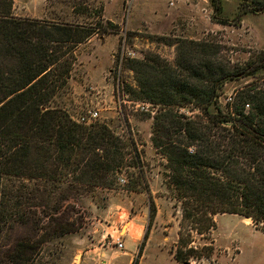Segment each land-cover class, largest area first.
Instances as JSON below:
<instances>
[{"label": "trees", "instance_id": "obj_1", "mask_svg": "<svg viewBox=\"0 0 264 264\" xmlns=\"http://www.w3.org/2000/svg\"><path fill=\"white\" fill-rule=\"evenodd\" d=\"M210 1L221 10V0ZM13 4L0 0V264H62L68 239L86 224L72 199L116 188L128 167L137 169L129 190L142 182L149 192V184L131 135L106 122H77L49 105L70 77L76 46L109 26L18 18ZM260 8L264 3L252 10ZM177 48L175 61L148 52L127 65L138 82L129 91L157 107L152 142L182 212L175 259L189 264L212 254V246L193 244L194 234L209 233L217 215L252 217L264 231V87L244 86L220 103L228 81L259 77L264 52L233 66L215 42L182 39ZM19 227L27 234L14 236Z\"/></svg>", "mask_w": 264, "mask_h": 264}, {"label": "rangeland", "instance_id": "obj_2", "mask_svg": "<svg viewBox=\"0 0 264 264\" xmlns=\"http://www.w3.org/2000/svg\"><path fill=\"white\" fill-rule=\"evenodd\" d=\"M13 2V13L18 18L109 26L108 33L98 30L76 46L70 77L65 84H58L59 91L49 105L66 110L77 122L89 110H97L99 117L94 122H106L123 137L131 135L142 154L149 184V192L142 188V182L138 190H129L125 184L137 169L128 167L119 174L124 180H118L116 188L98 189L81 200L72 199L84 211L86 224L68 239V254L62 264H81L83 251L101 244L109 245L117 257L122 250L118 239L124 244L123 250L136 249L137 261L132 264H179L175 250L182 212L170 198L163 177L166 161L152 142L157 107L129 91L138 82L127 65L128 59L156 52L175 61L179 40H208L219 45L220 54L231 65L243 66L264 52V11L252 10L264 0H221L220 11L210 0H173L174 4L171 0ZM255 83L264 87V70L259 77L228 81L222 88L220 103L225 106L238 89ZM152 200L157 206L154 218ZM13 232L19 237L28 229L19 227ZM147 232L140 255L139 247ZM193 244L200 248L212 246L213 252L209 258L192 259L189 264H264V231L241 215H217L215 228L204 235L195 233Z\"/></svg>", "mask_w": 264, "mask_h": 264}, {"label": "crops", "instance_id": "obj_3", "mask_svg": "<svg viewBox=\"0 0 264 264\" xmlns=\"http://www.w3.org/2000/svg\"><path fill=\"white\" fill-rule=\"evenodd\" d=\"M107 235L109 239V234ZM110 251L109 245H94L83 251L81 264H132L135 259L136 249L130 251L122 249L117 257L113 256Z\"/></svg>", "mask_w": 264, "mask_h": 264}, {"label": "built area", "instance_id": "obj_4", "mask_svg": "<svg viewBox=\"0 0 264 264\" xmlns=\"http://www.w3.org/2000/svg\"><path fill=\"white\" fill-rule=\"evenodd\" d=\"M171 4H174L173 0H171ZM143 109H147V108L144 107ZM97 117H99V111L89 110L88 114L83 115L81 119L79 120V122L84 123V124H91L97 119ZM117 244L119 248L121 249L124 248V244L121 239L117 240Z\"/></svg>", "mask_w": 264, "mask_h": 264}, {"label": "water", "instance_id": "obj_5", "mask_svg": "<svg viewBox=\"0 0 264 264\" xmlns=\"http://www.w3.org/2000/svg\"><path fill=\"white\" fill-rule=\"evenodd\" d=\"M264 9L263 8H260L258 9L257 11L258 12H262ZM247 220H250V221H253V218L252 217H246Z\"/></svg>", "mask_w": 264, "mask_h": 264}]
</instances>
